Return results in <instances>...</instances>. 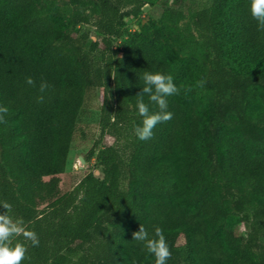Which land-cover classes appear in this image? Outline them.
<instances>
[{
  "label": "trees",
  "instance_id": "trees-1",
  "mask_svg": "<svg viewBox=\"0 0 264 264\" xmlns=\"http://www.w3.org/2000/svg\"><path fill=\"white\" fill-rule=\"evenodd\" d=\"M76 1L84 10L64 21L56 12L45 16L38 0H0V105L9 109L0 123V201L39 237L38 247L26 242L22 264H155L132 240L140 224L150 236L157 226L163 230L167 264H264V208L255 210L244 237L229 225L203 136L206 106L189 91L173 52L137 33L115 46L127 20L139 18L150 0ZM163 18L177 31L184 11L168 6ZM60 24L93 29L81 34L82 61L69 51L70 36L58 38ZM195 26L213 53L208 79L221 100L232 101L235 70L264 71V32L250 0H213L197 12ZM144 71L171 74L180 88L167 98L172 119L157 124L148 140L130 125L136 117L142 126L136 95ZM42 81L49 85L44 93ZM97 88L104 92L99 127L114 144L100 151V176L86 174L69 196L55 200L44 180L64 174L87 91ZM222 146L226 187L245 186L264 199V143L230 131Z\"/></svg>",
  "mask_w": 264,
  "mask_h": 264
},
{
  "label": "rangeland",
  "instance_id": "rangeland-1",
  "mask_svg": "<svg viewBox=\"0 0 264 264\" xmlns=\"http://www.w3.org/2000/svg\"><path fill=\"white\" fill-rule=\"evenodd\" d=\"M212 1L150 0L139 18L127 20L126 26L114 42L115 46L121 45L128 37L137 33L150 41L161 43L173 52L178 73L189 78L191 92L206 106L203 136L206 149L214 153L218 172L213 176V181L229 208V225L235 228L240 237H244L255 210L259 207L264 208V199L254 196L245 186L226 187L227 179L224 175L226 155L222 141L226 132L236 131L256 145L264 143V71L235 70L238 85L232 91L233 100L228 102L220 99L216 86L208 79L213 53L203 44L195 26L197 12L212 4ZM38 2L40 7L46 5L45 16L52 17L56 12L64 21L70 20L77 11L84 10L76 0H38ZM168 6L181 8L184 11V18L180 21L177 31H172L163 18L164 10ZM88 30L93 31L87 26L73 29L71 26L60 24L58 38L63 39L66 34L70 36L72 47L69 51L77 61L83 60L82 52L87 50V43L82 39L81 34ZM92 40H95L94 36ZM200 81H204L203 87L198 86ZM113 95L116 99L115 90ZM103 97V89L87 91L66 170L62 175L47 177L44 180L55 200L69 196L86 174L100 173V151L114 144V139L107 134V131L102 132L99 127ZM139 122L140 120L135 117L130 125L135 129ZM91 150L95 153L88 161L87 156ZM81 160L84 165L81 164Z\"/></svg>",
  "mask_w": 264,
  "mask_h": 264
},
{
  "label": "clouds",
  "instance_id": "clouds-1",
  "mask_svg": "<svg viewBox=\"0 0 264 264\" xmlns=\"http://www.w3.org/2000/svg\"><path fill=\"white\" fill-rule=\"evenodd\" d=\"M250 12L257 22L258 31L264 32V0H250ZM140 79L143 80L144 86L136 95V108L143 120L142 126L135 128V134L140 140H148L153 137V130L157 124L172 119L173 113L168 111L167 98L178 95L180 88L174 83L171 74L166 75L160 71H144ZM26 82L35 84L31 77L26 78ZM203 85L204 81L198 82V86L203 87ZM48 88V83L42 81L40 92L44 93ZM145 95L148 96L149 103L157 105L159 111H150L149 103L144 99ZM43 100V95L37 97V102L42 103ZM8 112L7 106L0 105V123H6L5 116ZM0 206L4 209L0 211V264H22L28 251L26 242L30 241L32 247H38L39 237L35 231L27 228L22 219H14L10 215V203L0 201ZM132 240L142 242L147 252L155 257V264H167L171 258L166 236L159 226L155 227L154 233L150 236L144 225L140 224L139 230L133 232Z\"/></svg>",
  "mask_w": 264,
  "mask_h": 264
},
{
  "label": "water",
  "instance_id": "water-1",
  "mask_svg": "<svg viewBox=\"0 0 264 264\" xmlns=\"http://www.w3.org/2000/svg\"><path fill=\"white\" fill-rule=\"evenodd\" d=\"M81 164L84 165L83 160H81ZM95 175H96V176H100V173H99V172H96Z\"/></svg>",
  "mask_w": 264,
  "mask_h": 264
},
{
  "label": "built area",
  "instance_id": "built-area-1",
  "mask_svg": "<svg viewBox=\"0 0 264 264\" xmlns=\"http://www.w3.org/2000/svg\"><path fill=\"white\" fill-rule=\"evenodd\" d=\"M94 173H96V172H94Z\"/></svg>",
  "mask_w": 264,
  "mask_h": 264
}]
</instances>
